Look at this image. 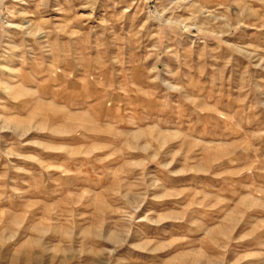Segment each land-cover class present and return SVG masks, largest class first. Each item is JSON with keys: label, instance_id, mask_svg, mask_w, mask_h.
Masks as SVG:
<instances>
[{"label": "rangeland", "instance_id": "rangeland-1", "mask_svg": "<svg viewBox=\"0 0 264 264\" xmlns=\"http://www.w3.org/2000/svg\"><path fill=\"white\" fill-rule=\"evenodd\" d=\"M0 264H264V0H0Z\"/></svg>", "mask_w": 264, "mask_h": 264}]
</instances>
